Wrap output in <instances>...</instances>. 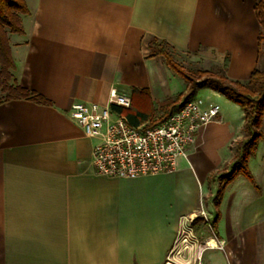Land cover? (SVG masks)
I'll return each instance as SVG.
<instances>
[{
    "label": "crops",
    "instance_id": "crops-1",
    "mask_svg": "<svg viewBox=\"0 0 264 264\" xmlns=\"http://www.w3.org/2000/svg\"><path fill=\"white\" fill-rule=\"evenodd\" d=\"M24 2L23 33L9 37L12 81L48 103H0V264H163L181 220L200 210L223 242L203 253L204 264H264V115L251 179L237 173L228 183L218 176L230 172L243 113L207 86L192 97L218 115L168 174H95L97 140L70 117L75 103L107 105L112 90L155 113L183 94L184 80L148 56L151 38L205 71L226 60L225 75L246 83L259 61L256 0ZM197 219L198 238L212 237Z\"/></svg>",
    "mask_w": 264,
    "mask_h": 264
},
{
    "label": "built area",
    "instance_id": "built-area-1",
    "mask_svg": "<svg viewBox=\"0 0 264 264\" xmlns=\"http://www.w3.org/2000/svg\"><path fill=\"white\" fill-rule=\"evenodd\" d=\"M112 106L128 109L130 100L112 90L107 105L75 103L70 117L86 137L97 140L91 150L95 174L125 179L171 173L177 158L187 157L200 128L215 120L219 112L217 105L190 97L161 124L132 126ZM198 217L212 237L198 238L194 228ZM207 249L223 250V242L215 239L211 219L200 210L198 216L181 220L163 264H204L203 253Z\"/></svg>",
    "mask_w": 264,
    "mask_h": 264
},
{
    "label": "trees",
    "instance_id": "trees-1",
    "mask_svg": "<svg viewBox=\"0 0 264 264\" xmlns=\"http://www.w3.org/2000/svg\"><path fill=\"white\" fill-rule=\"evenodd\" d=\"M27 7L24 0H0V103L27 99L36 103L45 104L48 100L34 91L27 90L12 81L11 71L14 69L10 53L9 37L11 34H22L20 16L27 14ZM255 16L259 23L258 55L264 57V0H256L254 5ZM149 57L161 56L167 67L181 77L186 83V91L180 94L174 102L161 108L160 113H155L144 99L141 103H132L128 109L112 106V110L124 114L132 126L143 124L148 119L155 118L150 124L156 126L167 119L179 102L192 97L195 90L201 86L217 91L229 101L236 104L243 113L242 137L233 147L234 156L231 161V169L228 174L218 176L222 183L231 181L237 173L251 179L247 161L253 155L257 142L262 137L261 123L264 115V61L261 69H254L246 83L229 79L225 73L226 60L223 69L219 72L196 70L184 71L176 64L171 56L173 49L164 41L151 38L148 43ZM138 94L149 100L145 90ZM149 104V102H148ZM210 179H214L211 176ZM221 189L217 192L220 195ZM198 219L194 221V224ZM215 231V219L212 222Z\"/></svg>",
    "mask_w": 264,
    "mask_h": 264
},
{
    "label": "rangeland",
    "instance_id": "rangeland-1",
    "mask_svg": "<svg viewBox=\"0 0 264 264\" xmlns=\"http://www.w3.org/2000/svg\"><path fill=\"white\" fill-rule=\"evenodd\" d=\"M20 22H21V19H20ZM21 26H22V24H21ZM171 56H172L173 61L176 64H178L179 66H181L184 71L202 70V66L199 63V61L195 57H193L192 55H190V54L181 55V54H176L175 52H171ZM263 61H264V57L261 54L259 56V61H258V66H257L258 69H261V67L263 65ZM221 70L222 69H220V68L219 69L218 68H211L210 71H212V72H219ZM0 96H3V94L0 93ZM200 232L198 234L197 231H196V234H198L199 236H203L204 234L202 233V231H200Z\"/></svg>",
    "mask_w": 264,
    "mask_h": 264
}]
</instances>
